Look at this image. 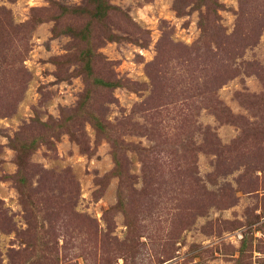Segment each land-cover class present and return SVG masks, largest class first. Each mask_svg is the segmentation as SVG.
Wrapping results in <instances>:
<instances>
[{"label":"rangeland","instance_id":"1","mask_svg":"<svg viewBox=\"0 0 264 264\" xmlns=\"http://www.w3.org/2000/svg\"><path fill=\"white\" fill-rule=\"evenodd\" d=\"M0 264H264V0H0Z\"/></svg>","mask_w":264,"mask_h":264}]
</instances>
